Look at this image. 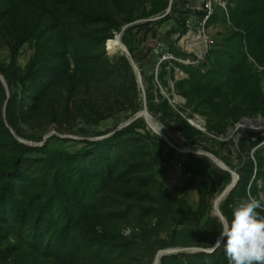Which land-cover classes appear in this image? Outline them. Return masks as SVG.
<instances>
[{"label": "trees", "instance_id": "trees-1", "mask_svg": "<svg viewBox=\"0 0 264 264\" xmlns=\"http://www.w3.org/2000/svg\"><path fill=\"white\" fill-rule=\"evenodd\" d=\"M86 1L0 0V24L10 22L11 26L16 27L28 22L32 14L39 15V18L49 14L59 20L52 25L53 33L57 28L58 31H64L77 28L78 25L83 30L86 23L103 20L113 22L116 30L121 32V23L109 14L89 8ZM226 1L227 10H221L216 5L206 27L217 16L218 10L222 11L241 40L240 52L235 55L222 49L215 50L211 46L203 59L193 53L177 54L196 61V64L176 63L188 75L187 79L175 83L176 94L186 100V109L181 112L187 114L188 118H194L195 115L206 118L207 132L217 135L224 134L230 123L237 124L242 116L261 114L264 117V93L258 76L252 73L253 67L263 68L264 73V0ZM150 3L142 15H131L126 22L134 24L140 19L165 15L158 21H146L133 27L144 29L168 20V0H150ZM206 14L204 10L199 12L200 23ZM178 23L183 29L182 35H185V20H178ZM130 30L132 28L126 33H130ZM24 31L28 29L24 28ZM127 34L122 42H125ZM85 36L89 38L85 40L89 51L100 45L104 49L105 43L114 38L112 35L103 39L93 38L86 33ZM21 44L22 41L16 42L13 52L16 53ZM129 51L134 53L132 48ZM43 52L35 56L25 72L0 65V73L8 86L11 89L14 86L21 88L19 102L13 94L6 105V123L0 116V259H10L13 264H104L111 253L105 251L106 242L98 235L97 228L99 217L105 211L108 215L107 210L112 209L115 203L122 206H131V203L138 205L147 216H157L158 225L164 230L192 214L199 215L192 212L181 192L172 197L155 179L154 166L159 161L174 163L184 169L188 176L202 180L199 210L200 217H205L209 207L210 163L194 154L187 155L185 159L176 158L175 148L169 146L162 137L153 136L146 130L144 118L136 119L109 138L97 142L86 141V147L74 154L49 151L45 146L31 147L12 135L6 125L21 139H26L19 128V121H35L41 111V101L47 93L59 85L73 82L69 74L68 51L64 45L59 43L54 51L43 48ZM115 60L120 75L131 72L127 58ZM166 64V60L160 64L161 81L166 74ZM132 79L136 92L138 83L133 73ZM147 80L153 88L154 77ZM3 90L0 81V92ZM154 99L152 92L147 94L148 109L153 115H160L159 120L166 128L178 131L191 146L203 148L233 171L236 169L220 151L215 150L221 144L217 139H211L193 127L161 94H158V103ZM140 110L141 107H138L134 113ZM172 121L177 126H171ZM263 142L264 138L252 141L250 147L255 149ZM244 143L243 139L242 147ZM163 146L167 148L165 151ZM235 172L239 175V183L220 205L226 220L231 219L232 207L242 199L249 196L261 199L259 194L264 193V147L256 151L255 160L242 158ZM222 173L215 171L213 175L222 178V189H225L231 184L232 176L224 172V177H221ZM259 181L262 182L261 188ZM150 186L158 188L155 192L144 190ZM129 209L131 207L127 208L125 214L122 210L112 213L116 219L124 218ZM209 223L215 225L219 232L222 231L217 219L208 220L206 225L209 226ZM177 236V229H174L167 240H157L155 244L158 250L185 245L176 241ZM197 246L205 249L211 247ZM179 256H183L184 261H179ZM160 264H228V258L224 251L218 250L212 254L172 255L162 258Z\"/></svg>", "mask_w": 264, "mask_h": 264}, {"label": "rangeland", "instance_id": "rangeland-1", "mask_svg": "<svg viewBox=\"0 0 264 264\" xmlns=\"http://www.w3.org/2000/svg\"><path fill=\"white\" fill-rule=\"evenodd\" d=\"M168 1L169 7L166 11V15H169L168 20L161 25H153L144 29L133 27L146 21H158L165 15L151 17L148 20L140 19L134 24H128L126 20L131 15L133 17L142 15L144 8L151 5L150 0H117L115 2L87 0L85 2L89 8L113 16L114 20L122 24L121 32L116 30L113 22L103 20L92 24L86 23V28L83 30L78 25L77 28L64 31H58L57 28L53 33L52 25L58 23L59 20L49 14L40 18L39 15L32 14L28 18V22L16 27L11 26L10 22L0 24V65L5 68L25 72L35 56L40 51L44 53L43 48L47 51H54L59 43L63 44L68 51L69 74L72 76L73 82L59 85L47 93L41 101V111L35 121L29 123L19 121V128L26 136V139L22 140L31 147L45 146L49 151L77 153L86 147V141L97 142L109 138L136 119L143 118L139 115L146 105L148 108L147 94L152 92L155 103L159 102L157 97L158 94H161L170 102L173 109L188 122L192 121L199 125L201 131L206 133L209 138L217 139L221 144L217 145L215 150L220 151L227 162L236 168L234 171L239 169L242 158L247 160L250 157L255 160L256 151L264 147V142L255 149L250 147L252 141L264 138V117L261 114L250 117L242 116L237 124L232 125L231 122L224 134H209L206 118L200 115L188 118L187 114L181 112L186 109V100L175 92V83L188 78L186 72L176 63L191 65L188 60L193 62L191 59H184L177 54L193 53L198 58H202L213 46L212 48L215 50L222 49L237 55L236 53L241 50V40L236 35V30L228 24L222 11L218 10L214 20L202 31L199 12L203 11L205 0ZM218 1L220 0H215L214 4H218ZM229 1L232 3V0ZM218 6L221 7V10H227ZM178 20H185L187 30L185 35H182L183 29ZM16 21L19 20L16 19ZM24 28H27L28 31H24ZM131 28V32L127 34V30ZM122 31V40L127 34L124 40L126 43L123 42V44L128 51L129 48L134 49V53L129 51L131 57L124 52L117 37L121 35ZM85 33L93 38L103 39L110 35L114 38L105 43L104 49L100 45L89 51L90 48L85 45V40L89 38L85 36ZM113 40H118L120 47L110 51L108 49L109 42ZM20 41L22 44L19 50L16 53L13 52L15 43ZM164 56L167 57L166 74L164 80L161 81L162 67L160 64L164 61ZM119 57L129 60L131 72L120 75L115 60ZM253 61L254 59L251 58L252 63H254ZM134 65L138 70H135ZM262 71L261 67L252 68V73L258 76L260 87L264 93V73ZM132 73L138 83L136 92L133 88ZM152 77H154L153 88L147 80ZM5 84L6 86L2 84L4 90L0 92V116H3L6 123V105L13 94L17 96L16 100L19 102L21 88L14 86L11 89L6 80ZM226 84L228 85V82ZM138 107H141V110L135 114ZM150 114L152 116L150 123L144 118L147 125L146 130L153 136L162 137L158 132L166 135L170 142L178 148L176 149V158L185 159L189 154L186 155L183 152L189 148L195 151H205L201 147L191 146L180 136L178 131L166 128L159 120L160 115ZM171 126L177 125L172 121ZM192 126L196 128V126ZM142 133L144 132L142 131ZM243 139L245 143L242 147ZM163 140L165 141L164 138ZM163 148L164 151L167 149L164 146ZM196 157L210 163L211 184L208 191L207 203H209V207L206 216L200 217L201 211L199 210L200 191L203 189L202 180L195 176H188L184 169L177 167L174 163L159 161L154 166L155 179L170 196L173 197L176 193L181 192L182 198L189 203L192 212H197L199 215L192 214L164 230L159 227L157 216H147L141 211V208H138V205L131 203V206H122V204L115 203L112 209L107 210L108 215L105 211L104 215L99 217L97 228L98 235L106 242L105 251L111 253L104 264H154L161 251L158 250L155 242L160 239L167 240L174 229H177L178 233L176 241L185 245L179 244L170 249H188V251H181L169 256L202 253L199 252V249L205 248H200L197 245L211 246L206 250L212 249L219 231L215 225L209 223L207 226L206 224L210 219H217L214 217V206L220 209V205L224 201H219L220 196L228 186L222 189V178L213 175L215 171H218V173L223 172L220 176L224 177V171L216 163L208 157L198 155ZM259 185L261 188V181H259ZM157 188L158 186L156 188L150 186L149 189L144 190L155 192ZM259 195L261 200H264V193L260 192ZM128 207L131 209L127 211L124 218L116 219L113 216L112 211L122 210L125 214ZM217 221L222 225L223 230V223L219 219ZM218 250L224 251L223 248ZM179 261H184V257L179 256ZM0 264L13 263L10 259L7 261L0 259Z\"/></svg>", "mask_w": 264, "mask_h": 264}, {"label": "clouds", "instance_id": "clouds-1", "mask_svg": "<svg viewBox=\"0 0 264 264\" xmlns=\"http://www.w3.org/2000/svg\"><path fill=\"white\" fill-rule=\"evenodd\" d=\"M264 200L249 196L232 207L212 251L223 248L228 264H264Z\"/></svg>", "mask_w": 264, "mask_h": 264}, {"label": "water", "instance_id": "water-1", "mask_svg": "<svg viewBox=\"0 0 264 264\" xmlns=\"http://www.w3.org/2000/svg\"><path fill=\"white\" fill-rule=\"evenodd\" d=\"M171 6V5H170ZM122 35H123V31H122V33H121V35H119V36H117L119 39H120V42H121V44H122V47H123V50H124V52L129 56V57H131V54H130V52L128 51V49L126 48V46L123 44V42H122ZM132 61V60H131ZM134 68H135V70H138V68H137V66L136 65H134ZM0 81L2 82V84L4 85V86H6V84H5V79L3 78V76L1 75V73H0ZM139 117H143V118H145L146 120H147V122L149 123V121H148V118H151L152 116H151V114H150V112H149V110H148V108H147V105L145 106V108H144V110H143V112H141V114L139 115ZM9 129H10V131H11V133L14 135V137L16 138V139H18L20 142H22V143H25L20 137H18L17 135H16V133L14 132V130L8 125L7 126ZM197 128V127H196ZM158 134L159 135H161L164 139H165V141L167 142V144L169 145V146H171L172 148H175V149H178V148H176V146H174L171 142H170V140L168 139V137L166 136V135H164L162 132H158ZM26 144V143H25ZM183 153H185L186 155L187 154H194V155H198V156H202V157H208L210 160H212L214 163H216L224 172H228V173H230L231 174V176H232V182H231V184L230 185H228V187L223 191V193L221 194V199L222 200H225L233 191H234V189L237 187V185H238V183H239V180H240V178H239V175L235 172V171H233V170H231L221 159H219L218 157H216V156H214V155H212V154H210V153H208V152H205V151H195V150H192V149H187V150H184V152ZM217 212H218V214H216L214 217L215 218H217V219H219L222 223H223V225L225 224V221H226V218L223 216V214H222V212H221V210L217 207ZM218 250V249H217ZM216 250V251H217ZM181 251H188V249H168V250H164V251H160L159 252V254L157 255V258H156V260H155V263L154 264H158L159 263V260H157V259H161V258H164V257H167V256H169L170 254H175V253H178V252H181ZM216 251H212V249L211 250H206V249H199V252H202V253H214V252H216ZM161 254H162V257H161Z\"/></svg>", "mask_w": 264, "mask_h": 264}, {"label": "built area", "instance_id": "built-area-1", "mask_svg": "<svg viewBox=\"0 0 264 264\" xmlns=\"http://www.w3.org/2000/svg\"><path fill=\"white\" fill-rule=\"evenodd\" d=\"M206 2L203 4V10L207 13L206 16H204L202 22L200 23L203 27L202 31H204L209 19L211 18V16L214 14V11H215V6L216 5H220L222 6L224 9H227V1L226 0H220L218 1V4H214V1L215 0H205ZM204 33V32H203ZM205 35V33H204ZM206 36V35H205ZM206 54V53H205ZM205 54L203 55L202 58H199V59H203ZM167 57L164 56V60H166ZM188 62L190 64H196V61L194 62H190V60H188ZM192 125L196 126L198 129L202 130L201 127L199 125H196L195 123H193L192 121H189Z\"/></svg>", "mask_w": 264, "mask_h": 264}, {"label": "bare ground", "instance_id": "bare-ground-1", "mask_svg": "<svg viewBox=\"0 0 264 264\" xmlns=\"http://www.w3.org/2000/svg\"><path fill=\"white\" fill-rule=\"evenodd\" d=\"M120 40V39H119ZM120 47V43H119V41L118 40H113V41H110L109 42V50L110 51H114V50H117L118 48ZM122 47V46H121ZM148 121H149V123H150V121H151V118H148ZM219 200V199H218ZM222 199H221V197H220V200L219 201H221ZM216 203V202H215ZM219 203V202H218ZM214 213H215V215L216 214H218V212H217V206H214ZM161 257H162V254H161ZM162 259V258H161ZM161 259H157V260H159V263L158 264H160V261H161Z\"/></svg>", "mask_w": 264, "mask_h": 264}]
</instances>
